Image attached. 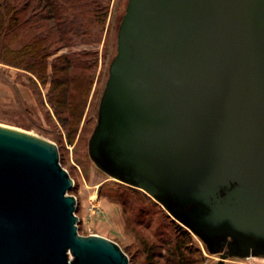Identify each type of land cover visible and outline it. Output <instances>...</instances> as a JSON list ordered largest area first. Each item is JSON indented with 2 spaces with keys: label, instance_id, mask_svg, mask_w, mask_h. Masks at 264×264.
Listing matches in <instances>:
<instances>
[{
  "label": "water",
  "instance_id": "obj_1",
  "mask_svg": "<svg viewBox=\"0 0 264 264\" xmlns=\"http://www.w3.org/2000/svg\"><path fill=\"white\" fill-rule=\"evenodd\" d=\"M90 155L218 253L264 257V0H129ZM57 144L0 125V264H130L79 232Z\"/></svg>",
  "mask_w": 264,
  "mask_h": 264
},
{
  "label": "rangeland",
  "instance_id": "obj_2",
  "mask_svg": "<svg viewBox=\"0 0 264 264\" xmlns=\"http://www.w3.org/2000/svg\"><path fill=\"white\" fill-rule=\"evenodd\" d=\"M6 1L19 10L9 34L8 21L0 27V43L19 53L17 65L0 61V125L57 144L61 164L74 182L69 193L77 197L79 232L117 242L130 264L217 262L219 254L161 202L109 175L90 155L129 0H58V11L46 0ZM27 47L29 54L22 51ZM59 65L67 73L56 76ZM225 263L264 264V258L231 257Z\"/></svg>",
  "mask_w": 264,
  "mask_h": 264
},
{
  "label": "trees",
  "instance_id": "obj_3",
  "mask_svg": "<svg viewBox=\"0 0 264 264\" xmlns=\"http://www.w3.org/2000/svg\"><path fill=\"white\" fill-rule=\"evenodd\" d=\"M47 5H51V8H53L52 10H57L58 11V7L61 6L60 1L58 0H46ZM13 4L10 3L9 1L6 0H0V20L2 21V23H0V27L3 25L4 21H8L7 22V28L8 30L6 31V34H9L10 31L13 29V26H15L17 24V11L19 10L18 8H16ZM5 9V12L3 13V11H1V8ZM1 37V36H0ZM29 48L27 47V49H23L22 51L24 52L25 50V54H29V52H27ZM19 52L12 49L8 44L6 43H0V61L12 64V65H17L18 64V54ZM40 55L37 54L35 58H38ZM69 65H70V60L68 61ZM30 64V63H29ZM29 66V65H28ZM33 66V65H31ZM30 67V66H29ZM66 71L67 73V67H63V66H56L55 67V74L56 76H59L60 72ZM65 82L61 81V85H64ZM61 91H63L65 93L66 89L61 88Z\"/></svg>",
  "mask_w": 264,
  "mask_h": 264
},
{
  "label": "bare ground",
  "instance_id": "obj_4",
  "mask_svg": "<svg viewBox=\"0 0 264 264\" xmlns=\"http://www.w3.org/2000/svg\"><path fill=\"white\" fill-rule=\"evenodd\" d=\"M114 178H116V177H114ZM132 185V184H131ZM250 257H253V256H250ZM229 258H231V257H229ZM229 258H227V259H229ZM233 258V257H232ZM238 258H246V257H238ZM262 258H264V257H262ZM227 259H225L224 261H226ZM226 264V263H225Z\"/></svg>",
  "mask_w": 264,
  "mask_h": 264
}]
</instances>
